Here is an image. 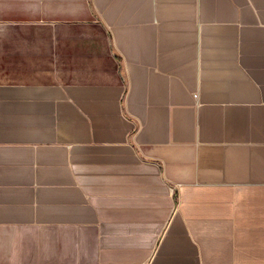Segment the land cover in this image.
I'll list each match as a JSON object with an SVG mask.
<instances>
[{
  "label": "crops",
  "instance_id": "0c3cea01",
  "mask_svg": "<svg viewBox=\"0 0 264 264\" xmlns=\"http://www.w3.org/2000/svg\"><path fill=\"white\" fill-rule=\"evenodd\" d=\"M0 264H264V0H0Z\"/></svg>",
  "mask_w": 264,
  "mask_h": 264
}]
</instances>
